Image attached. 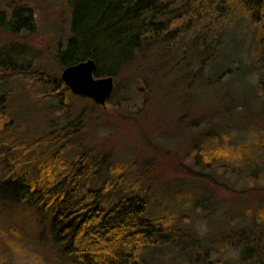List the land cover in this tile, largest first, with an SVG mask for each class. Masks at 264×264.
<instances>
[{
	"label": "rangeland",
	"instance_id": "1",
	"mask_svg": "<svg viewBox=\"0 0 264 264\" xmlns=\"http://www.w3.org/2000/svg\"><path fill=\"white\" fill-rule=\"evenodd\" d=\"M21 4L32 8L35 30L14 34L0 28V49L16 64L0 69V97L5 94L0 117L17 125L14 152L20 156L7 165L14 152L0 155L1 263L72 264L53 242L45 213L20 199L18 181L9 173L35 176L40 164L29 159L44 147L29 148L28 143L70 123L78 132L63 140L71 139L66 161L82 150L90 159L107 154L109 160L102 175L83 181L80 191L122 178L119 187L129 196L145 192V216L162 218L171 233L166 242L143 245L137 253L140 264L259 262L264 254V155L252 173L234 171L233 155L236 144L257 145L254 152L264 149V30L248 28L239 10L230 14L221 27L223 53L209 58L191 79L199 61L192 59L198 48L192 35L201 29L190 23L164 63L150 59L156 43L116 69L104 104L70 91L60 101L59 95L49 96L55 91L43 81L61 79L55 50L70 35L69 2L0 0V9ZM190 5L196 0H174L167 7L163 18L171 29L187 20L181 12ZM220 9L228 10L227 5ZM188 62L192 72L184 77ZM223 70L228 71L221 75ZM209 146L226 152L207 165L196 153ZM38 186L40 191L46 185L41 181ZM118 196L108 189L105 205Z\"/></svg>",
	"mask_w": 264,
	"mask_h": 264
},
{
	"label": "trees",
	"instance_id": "2",
	"mask_svg": "<svg viewBox=\"0 0 264 264\" xmlns=\"http://www.w3.org/2000/svg\"><path fill=\"white\" fill-rule=\"evenodd\" d=\"M173 1L68 0L71 7L70 35L57 45L56 61L65 68L86 59H93L96 64L95 76L111 75L122 65L131 62L139 51L145 52L149 44L157 43V51L150 55V59L159 57L162 64L171 52H176V49L173 50L175 43L183 35L184 28L192 23L191 26L201 29V34L192 35L198 43L192 59L195 57L199 61L195 68L192 67V62L186 63L183 75H190L193 68L191 79H194L202 72L209 58L223 53L221 27L230 14L239 10L245 16L248 28L252 26L264 30V0H196L197 5H190L181 12L187 20L171 29L170 21L164 19L163 15ZM224 5H227L228 10L223 13L220 8ZM214 27H219V30ZM0 28L14 34L22 30L33 32L35 22L32 8L21 4L0 9ZM217 41H221L218 43L220 46ZM206 52L208 53L205 56ZM182 54V59H186L185 48ZM10 57L9 52L0 49V69L16 66ZM215 68L217 70V64ZM227 71L223 70L221 75ZM43 84L52 86L55 92H51L49 96L59 95L60 101L70 91L61 79L46 78ZM4 103L5 94L0 97V111ZM3 119L0 117V155L6 157L9 156L8 152H14L17 143L14 135L19 130L13 120L2 122ZM75 126L70 123L52 129L28 143L29 148L32 145H43L44 149L41 156H32L29 159H38L40 164L35 176L28 177L19 173L15 175L14 170H10L9 173L18 181L17 195L20 199L39 205L49 219V233L53 242L60 246L62 255L72 264H140L137 261L139 249L152 242H166L171 233L163 226L162 218L145 216L148 202L145 192L129 196L126 189L119 187L122 178L116 184L106 181L98 189L80 191L83 181L102 175L101 172L109 160L107 154L100 159H90L87 152L82 150L66 161L63 155L70 149L68 147L71 139L63 140L69 134L78 132ZM69 129L71 132H68ZM255 147L250 144L235 145L234 171L252 173L262 163L264 149L254 152ZM222 151L226 152L220 147L209 146L205 153L198 151L196 156L200 155L210 165ZM19 157L14 152L7 165ZM113 170L121 172L119 168ZM57 172L60 173L56 175ZM41 181L46 186L39 191L38 183ZM108 189L110 193L119 196L118 200L106 206L105 193ZM260 214L264 216V208ZM261 255L263 257L259 262L252 264H264V254Z\"/></svg>",
	"mask_w": 264,
	"mask_h": 264
},
{
	"label": "water",
	"instance_id": "3",
	"mask_svg": "<svg viewBox=\"0 0 264 264\" xmlns=\"http://www.w3.org/2000/svg\"><path fill=\"white\" fill-rule=\"evenodd\" d=\"M95 68V61L86 59L63 68L60 77L71 93L104 104L112 91V76L95 77Z\"/></svg>",
	"mask_w": 264,
	"mask_h": 264
}]
</instances>
